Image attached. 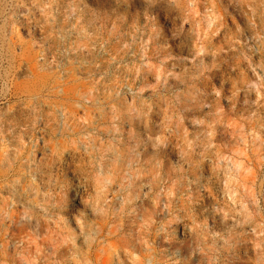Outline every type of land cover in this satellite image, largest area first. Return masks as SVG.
<instances>
[{
    "label": "rangeland",
    "instance_id": "374dc122",
    "mask_svg": "<svg viewBox=\"0 0 264 264\" xmlns=\"http://www.w3.org/2000/svg\"><path fill=\"white\" fill-rule=\"evenodd\" d=\"M0 264H264V0H0Z\"/></svg>",
    "mask_w": 264,
    "mask_h": 264
}]
</instances>
